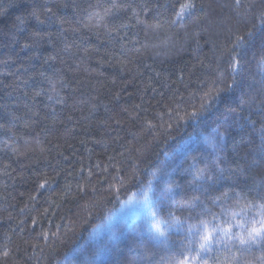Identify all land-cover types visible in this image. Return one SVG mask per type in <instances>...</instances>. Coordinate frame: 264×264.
Instances as JSON below:
<instances>
[{"label": "trees", "instance_id": "obj_1", "mask_svg": "<svg viewBox=\"0 0 264 264\" xmlns=\"http://www.w3.org/2000/svg\"><path fill=\"white\" fill-rule=\"evenodd\" d=\"M145 202L167 246L114 218ZM260 203L264 0H0V264H176L187 225ZM206 260L264 264V243Z\"/></svg>", "mask_w": 264, "mask_h": 264}, {"label": "snow or ice", "instance_id": "obj_2", "mask_svg": "<svg viewBox=\"0 0 264 264\" xmlns=\"http://www.w3.org/2000/svg\"><path fill=\"white\" fill-rule=\"evenodd\" d=\"M237 3H239V0H237ZM192 7H194L192 4L184 5L181 8V14H183L185 8ZM247 35L251 37L252 33L249 31ZM242 42L243 37H238L237 44L239 45ZM232 67L234 71H239L241 61L233 57ZM204 179L205 177L202 173L194 174L191 183L196 184L198 181H203ZM200 186L202 187V185ZM166 191L169 199L174 200L176 194L175 189L169 188ZM198 200L199 197H193L192 201L189 203L195 205V202ZM256 207L260 209V211L257 212V215L260 217L259 220L253 219L251 221H246L243 209L234 210L232 208H226L223 209L222 212L224 216L230 218L229 220L221 221L216 214H213L210 220L201 218L199 226L192 224L187 225L186 231L189 234L193 232L197 234L198 239L196 243L198 244V250L195 252L194 256L191 251L185 252L183 254L184 259L177 260L176 264H189L190 256L193 260L199 259L201 264H207L206 253L211 252L214 245L220 242H224L225 247L233 241L238 242L240 246L264 243V203H260L256 205ZM249 224L251 226H249ZM173 226L177 231L185 230V221H181L178 217H174V225L169 224V229ZM152 227L154 229L152 239L167 246L169 244L168 231L162 227L159 221H156ZM233 228L237 229V231L233 232Z\"/></svg>", "mask_w": 264, "mask_h": 264}, {"label": "rangeland", "instance_id": "obj_3", "mask_svg": "<svg viewBox=\"0 0 264 264\" xmlns=\"http://www.w3.org/2000/svg\"><path fill=\"white\" fill-rule=\"evenodd\" d=\"M141 205V208L140 206L137 207L136 211L133 210L134 207H132V205H129L126 208L124 207L119 210L117 214L114 215V218L118 217V220H124L127 221V223H132L136 220H139V222L144 226L145 229H147L148 231L151 230L150 232L154 234V229L152 226L157 221V219L151 213V204L145 202ZM142 217L144 218V220H140Z\"/></svg>", "mask_w": 264, "mask_h": 264}]
</instances>
